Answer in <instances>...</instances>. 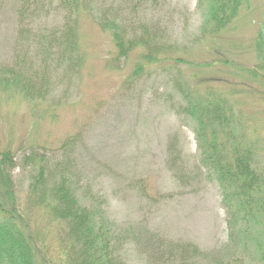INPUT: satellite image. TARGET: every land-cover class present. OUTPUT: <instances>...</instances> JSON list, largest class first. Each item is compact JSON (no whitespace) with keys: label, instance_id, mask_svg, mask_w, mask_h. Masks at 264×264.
<instances>
[{"label":"rangeland","instance_id":"obj_1","mask_svg":"<svg viewBox=\"0 0 264 264\" xmlns=\"http://www.w3.org/2000/svg\"><path fill=\"white\" fill-rule=\"evenodd\" d=\"M50 1L37 0L36 5L42 3L46 10L25 19L18 15L20 0H0V64L40 60L34 55L42 46L35 42L62 27L66 14L59 3ZM97 1L103 9L113 5L120 10V21L131 32L147 25L161 46L157 58L161 61H146L143 49L117 58L110 35L96 24L98 14L83 15L78 21L80 65L70 71L56 56L47 60L53 92L49 101L30 106L17 98L11 108L15 114L8 113L7 104L1 109L0 148L11 136L7 121L15 119L16 184L22 193L26 190L23 169L31 167L23 156L32 151L29 145L48 147L47 158L61 161L68 146L62 148V143L77 136L69 151L73 169L82 185H91L94 194L103 196L109 219L151 229L164 242L192 244L204 254H186L183 263L165 258L159 264H219L207 255L220 250L229 264H264L251 243L245 249L229 243L222 250L229 242V230L221 187L214 173L200 165L194 122L180 111L172 91L177 79L200 81V88L217 90L234 107L235 129L244 134V142L255 146L257 162L264 168V70L255 42L258 31L264 38V0H250L251 8L242 18L216 37L202 33L204 9L199 0ZM21 40L26 49L17 48ZM183 60L199 65L187 67ZM140 61L145 70L131 77ZM170 143L179 152L175 160L168 155ZM37 219L41 226L44 218L36 210L32 220ZM127 261L146 264L132 252Z\"/></svg>","mask_w":264,"mask_h":264},{"label":"trees","instance_id":"obj_2","mask_svg":"<svg viewBox=\"0 0 264 264\" xmlns=\"http://www.w3.org/2000/svg\"><path fill=\"white\" fill-rule=\"evenodd\" d=\"M52 1L59 3L64 11L66 9V14L62 27L35 42L37 47L42 46L34 55L40 60L36 63L33 60L20 64L16 60L13 64H0V112L7 104L8 113L15 114L11 108L17 98L30 106L49 101L53 92L50 90L52 76L47 60L56 56L57 61L70 71L80 65L78 21L83 15L98 14L96 24L110 35L118 49L117 58L129 57L133 49H143V59L151 64L161 61L157 59L161 58V46L153 39L155 33L150 36L147 25L141 24L133 31L139 34L136 32L131 38L133 32L120 21V10H115L113 5L103 9L97 0ZM20 2L18 15L21 18L38 14L44 8L42 3L36 5L37 0ZM199 6L204 9L203 35L216 37L242 18L244 10L251 8V2L199 0ZM21 33L26 34L27 30L22 29ZM255 42L258 56L263 57L259 64L264 70L262 31H258ZM24 45L21 40L17 48L26 49ZM183 64L187 67L199 65L189 60H183ZM235 67L240 69L241 66ZM144 70V64L138 62L131 77H137ZM200 83L177 79L172 91L178 96L176 105L180 111L194 122L200 165L214 173L221 187L229 230V242L222 250L227 249L229 243L235 247L236 243L238 247L241 244L244 249L247 243H251L264 257V168L257 162L255 146L244 142L241 139L244 134L235 129L234 107L217 90L200 88ZM7 122L11 136L6 147L0 148V264H129L127 254L130 252L139 262L145 261L146 264H159L165 258H178L183 263L186 254L204 256L192 244L164 242L151 229L119 225L109 219L102 206L105 202L103 196L94 194L91 185H82L73 169L70 149L77 136L68 137L62 143V148L68 146L61 161L52 162L47 158L48 147L29 145L32 151L23 156L24 164L31 167L22 168L26 171L24 195L22 187L14 180V170L19 166L15 160L19 149L13 135L15 119ZM168 155L174 160L179 157L172 143ZM19 182L24 184L22 180ZM36 210L44 218L41 226L38 219L32 220V212ZM251 228L256 233L251 232ZM223 253L220 250L207 256L216 263L229 264Z\"/></svg>","mask_w":264,"mask_h":264}]
</instances>
